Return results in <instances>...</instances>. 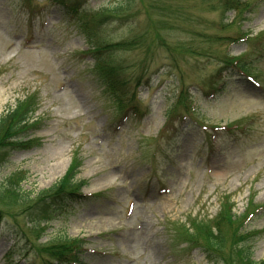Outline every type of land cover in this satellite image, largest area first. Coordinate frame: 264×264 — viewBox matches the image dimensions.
Here are the masks:
<instances>
[{"label":"rangeland","instance_id":"obj_1","mask_svg":"<svg viewBox=\"0 0 264 264\" xmlns=\"http://www.w3.org/2000/svg\"><path fill=\"white\" fill-rule=\"evenodd\" d=\"M118 1H90L88 7L93 13L121 6L123 10L115 14L128 21L125 23L128 25L121 27L110 23L105 31H99L96 41L98 38L116 44L134 42L133 51L110 48L109 56L121 66L120 74L136 76L139 71L135 70L142 63L145 67L149 65L144 78L152 81L153 87L138 90L140 108L147 112L146 117L114 132L117 121L112 107L90 77V60L79 57L89 46L75 26L51 14L49 19L44 17L46 25L42 31L40 26L29 31L26 24L13 19L15 1L0 0V120L17 110L26 97H34V92L39 99L33 117L42 120L31 134L37 139L31 149L16 151L11 164L0 169V187L6 185L8 177L20 172L23 178L19 190L36 197L64 178L72 155L77 153L82 161L78 180L86 181L83 191L95 198L86 205L73 206L49 223L40 241L46 248L57 246L63 238L81 237L88 240L87 250L94 252L85 255L81 264H204V255L199 250L174 256L172 249L178 251V245H172L169 233L175 222L185 223L189 216L220 221L217 201L220 196H231L238 220L247 211L250 197L256 206L264 204V59L254 64V74L259 73L263 91L233 77L215 99L204 101V85L214 83L213 76L220 67L216 60L221 53L209 56L213 59L199 56L180 59L177 74L169 67L168 54L154 36L157 26L150 20V0H130L133 2L126 8L124 1ZM190 2L195 7L192 10L186 0L171 3L204 21L198 30L224 38L201 47L232 57L247 50L246 43L228 45L237 38L236 24L223 32L217 31L221 21L225 23L228 18L227 22H232V14L223 17L220 11L209 10L200 0ZM109 12L101 14L107 17ZM240 31L252 36L264 32V3L240 25ZM159 36L166 38L171 47L183 40L173 32L160 31ZM179 76L185 87H193V94L199 99L195 118L201 124L246 125L248 131L221 137L217 152L211 154L206 151L197 126L177 124V132L172 135H177L175 143L164 134L153 146L180 87ZM152 146L163 149L164 156L158 155L153 161ZM165 156L169 159L165 160ZM154 172L158 173V181L152 176ZM160 189L170 192L159 194ZM129 205H133L136 215L131 214ZM16 212L22 214L25 210ZM258 216L249 227L256 233L246 245L254 261L264 259V210ZM7 227L10 220L5 222ZM8 232L4 230L0 239V264H6L9 250H17ZM131 232L144 234L137 247L128 240ZM228 236L223 249L226 255L230 252ZM10 260L12 264H25L17 253Z\"/></svg>","mask_w":264,"mask_h":264},{"label":"trees","instance_id":"obj_2","mask_svg":"<svg viewBox=\"0 0 264 264\" xmlns=\"http://www.w3.org/2000/svg\"><path fill=\"white\" fill-rule=\"evenodd\" d=\"M129 2L125 1V7H128L130 5V3H132L130 0H128ZM159 0H152L150 1V7L149 10L152 12H157L158 14H160L162 20L161 23H164L167 19H169L171 16L169 14H167L165 12L164 9H161L160 6H158L156 3ZM123 8H117L116 10H114V12H116L117 10H122ZM18 109L14 110L13 112H9L6 116L7 118H4L2 120H0V156L2 155V153L5 151H2V147H3V143L7 140L10 139L12 137H16L17 135H19L22 131H23V120H24V111L22 110V106L21 103L19 104V106H17ZM21 111V112H20ZM10 143V142H9ZM19 145V144H17ZM22 146V145H21ZM67 173H69V176L67 177ZM66 173V176H64V178L58 182L56 185L52 186L51 188H49L48 190H46L45 192L39 193L36 196V199L40 200V198L45 197V196H49L51 195L52 198L57 199L60 196H62L66 190V188L69 190V188H71L72 190H75V188H77V186H73L71 179L73 180L72 177V171L69 170ZM6 185L0 187V205L2 207H4L5 209L8 208V210H10V207L13 203V200L15 199V207L14 209H20V210H25L24 214L27 217V220H29L30 222H32V224H35V221H39L37 219L38 216L41 215V213L39 215H36V212L41 209V205L39 204H35V199L32 200L30 198V194H26L24 192L19 191L17 196L14 195V193H16L17 189L14 190H10L9 187L10 185H12V180L10 181V179L6 180ZM7 194H10L11 196H14L12 199H10L11 197L8 196ZM46 199H52V198H47ZM31 201V204H29V202ZM219 216H221V220L224 223H220L219 220L218 221V225L217 228L215 230V232H206V231H199L197 232V236L199 238H201L202 240H205L206 243L208 244V247L212 249V252L214 250H218V252L223 251V247L225 245L226 242V238L228 235H230V233L228 232L229 229V223H230V214L228 211H226V213L224 212H219L218 213ZM57 246L52 247L51 249H46V254L50 257V258H55L56 261L58 260H62L65 257L70 256L69 253H71L72 250H74L72 248V246L70 244L65 243V242H59V244H56ZM78 250V248H77ZM76 250V251H77ZM42 251L44 252V250L42 249ZM75 251V252H76ZM239 254V252H237ZM235 252H232L231 257H228V261H225V264H240V259L238 258V254ZM56 256V257H55ZM74 258V255H72L70 257Z\"/></svg>","mask_w":264,"mask_h":264},{"label":"bare ground","instance_id":"obj_3","mask_svg":"<svg viewBox=\"0 0 264 264\" xmlns=\"http://www.w3.org/2000/svg\"><path fill=\"white\" fill-rule=\"evenodd\" d=\"M61 164H57L58 167H60ZM143 235L144 234H137V233H133L131 235V239H129V242L133 243L135 246H139L140 242L143 240Z\"/></svg>","mask_w":264,"mask_h":264},{"label":"snow or ice","instance_id":"obj_4","mask_svg":"<svg viewBox=\"0 0 264 264\" xmlns=\"http://www.w3.org/2000/svg\"><path fill=\"white\" fill-rule=\"evenodd\" d=\"M249 79H251V78H249Z\"/></svg>","mask_w":264,"mask_h":264}]
</instances>
